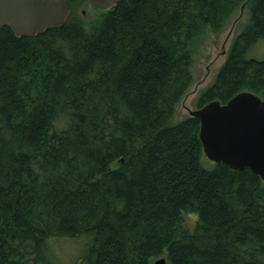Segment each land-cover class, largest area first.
<instances>
[{
    "label": "trees",
    "instance_id": "16d2710c",
    "mask_svg": "<svg viewBox=\"0 0 264 264\" xmlns=\"http://www.w3.org/2000/svg\"><path fill=\"white\" fill-rule=\"evenodd\" d=\"M68 1L60 26L0 27V264H264L263 180L206 168L200 120L173 122L196 40L245 3L197 107L264 98V58L248 55L264 40V0H119L89 28L76 14L86 0ZM61 238L87 247L60 263L50 242Z\"/></svg>",
    "mask_w": 264,
    "mask_h": 264
},
{
    "label": "water",
    "instance_id": "95a60500",
    "mask_svg": "<svg viewBox=\"0 0 264 264\" xmlns=\"http://www.w3.org/2000/svg\"><path fill=\"white\" fill-rule=\"evenodd\" d=\"M86 1L103 12L119 0ZM70 12L68 0H0V27L32 36L60 26ZM190 114L200 120L199 138L209 159L232 169L249 168L264 180V98L244 90L225 103L211 100ZM154 264H167V260L162 256Z\"/></svg>",
    "mask_w": 264,
    "mask_h": 264
},
{
    "label": "rangeland",
    "instance_id": "374dc122",
    "mask_svg": "<svg viewBox=\"0 0 264 264\" xmlns=\"http://www.w3.org/2000/svg\"><path fill=\"white\" fill-rule=\"evenodd\" d=\"M76 14L87 21L86 27L89 28L100 16L101 11L95 10L88 5L86 1H82L77 5ZM248 16V8L245 3L243 8H240L237 11L222 31L215 33L210 30H205L198 40H196L191 66L193 84L178 104L173 117V122L180 121L185 116L190 115V110L197 108L198 95L215 79L220 66L227 57L230 44L235 34L243 29L248 20ZM248 55L258 59L264 58V40L259 41L257 45L250 50ZM202 162L208 169L212 168L214 165V162L208 159L205 155L202 157ZM197 221L198 215L195 212H183V227L193 230ZM83 241V239H53L50 242V251L54 258L51 255L50 256L60 263H69L73 261L70 260L72 256H80L84 253L87 245L86 241ZM155 259L156 258L151 259L149 264H154Z\"/></svg>",
    "mask_w": 264,
    "mask_h": 264
}]
</instances>
